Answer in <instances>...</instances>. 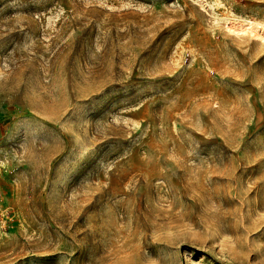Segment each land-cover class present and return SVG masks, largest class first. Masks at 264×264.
<instances>
[{
	"label": "rangeland",
	"instance_id": "374dc122",
	"mask_svg": "<svg viewBox=\"0 0 264 264\" xmlns=\"http://www.w3.org/2000/svg\"><path fill=\"white\" fill-rule=\"evenodd\" d=\"M0 264H264V0H0Z\"/></svg>",
	"mask_w": 264,
	"mask_h": 264
}]
</instances>
